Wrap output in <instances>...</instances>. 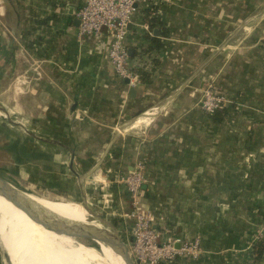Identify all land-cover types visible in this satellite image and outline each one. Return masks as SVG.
I'll use <instances>...</instances> for the list:
<instances>
[{"label":"crops","instance_id":"1","mask_svg":"<svg viewBox=\"0 0 264 264\" xmlns=\"http://www.w3.org/2000/svg\"><path fill=\"white\" fill-rule=\"evenodd\" d=\"M84 1L0 0V124L25 138L10 147L13 160L90 205L91 178L124 177L141 161L156 228L200 239L198 263L177 264H264V239L253 237L264 221V0L138 2L125 41L135 87L115 75L107 35H78ZM208 83L229 101L220 123L198 107ZM115 187L112 213L129 200ZM20 239L0 234L9 264ZM23 250L19 264H40L41 251Z\"/></svg>","mask_w":264,"mask_h":264},{"label":"built area","instance_id":"2","mask_svg":"<svg viewBox=\"0 0 264 264\" xmlns=\"http://www.w3.org/2000/svg\"><path fill=\"white\" fill-rule=\"evenodd\" d=\"M141 0H85L74 12L79 22L80 37L107 35L110 40L108 59L115 75L128 81V86L139 84V76L130 66L126 48V36L136 5ZM229 103L224 95L217 94L212 83L202 89L198 107L205 115H212ZM149 117V113H145ZM116 184L125 186L131 210L124 217L133 221L131 237L134 241L128 250L132 260L138 264H174L178 260L197 261L203 251L200 239L183 240L173 238L156 228L155 216L142 205L143 186L148 178L143 162L124 177H117ZM254 240L264 239V221L256 225Z\"/></svg>","mask_w":264,"mask_h":264},{"label":"rangeland","instance_id":"3","mask_svg":"<svg viewBox=\"0 0 264 264\" xmlns=\"http://www.w3.org/2000/svg\"><path fill=\"white\" fill-rule=\"evenodd\" d=\"M16 76L17 75H15L12 80L13 86L17 89H21L20 82L22 80L19 79V77L16 78ZM202 89L200 91V95L202 94ZM15 115L17 117L16 120L11 118L13 119V122H24V118H22L21 115L18 113ZM3 122L8 124V120L6 119L4 112L1 111L0 123L2 124ZM1 124L0 127H6L5 124ZM22 133V131L10 129L8 127H6V130L0 128V175L12 186L16 187L18 190L27 195L43 199L50 203L52 202L53 204H57L56 202L67 203L68 206L64 207H66L68 210H71V208L79 209V204H77V202L79 203L78 197L70 198L68 196H58L55 194L56 191L53 192V185H55L53 184V177H43L42 173L38 176L30 175V173L24 172L25 170L23 171L17 162L13 160L14 153L11 151L10 147L12 144L18 142L20 146L24 148L21 144V139L25 140V138L22 136ZM117 179V177L110 175H107V177L101 176L94 179L91 178L92 183H90V185L92 184L95 187V190L93 191L99 200H93L92 205L89 204V206L102 219H104L111 226L115 227V229L120 232L123 240L126 241V235L123 233V229L125 227L127 231H130L129 227L133 225V221L131 219L124 217V215L131 210L130 201L127 199L126 203H124L126 204L124 209L120 210L119 212H116L115 210V213H112L114 210L112 209V205H114L112 200L115 198L112 199L114 197H112V194L111 196L108 195L111 193L110 191L112 188H116L115 185ZM1 205L3 204L0 203V206ZM63 216L66 217L67 215L64 214ZM4 232H12V234L17 236V238H21L15 246L11 247V259L13 260L14 264H19L22 262V260L26 261L27 257L23 248H27L32 252L41 251L40 264H72L69 261L66 262L64 260L58 259L57 256L51 253V251L75 253L64 241L52 233L42 229L40 226L34 224L31 222V220L24 218L21 215V212L12 206H8L7 211L0 212V234H3ZM25 235H27V237ZM76 242L85 243V245L88 247H93L97 251H102L100 244L97 245L96 243L89 241ZM76 252L80 254H77V256H79L83 264H95V262L89 258V256L80 250ZM4 254L5 253L0 246V264H8Z\"/></svg>","mask_w":264,"mask_h":264},{"label":"water","instance_id":"4","mask_svg":"<svg viewBox=\"0 0 264 264\" xmlns=\"http://www.w3.org/2000/svg\"><path fill=\"white\" fill-rule=\"evenodd\" d=\"M126 82L128 83V81ZM82 196L83 199L80 204L86 215L85 216L86 226L89 227L90 229L89 232L94 233L98 237H102V238H98V240H94L92 238L84 237L80 235L77 232V230L74 228V226L67 221H63L62 222L63 227H60L56 225L51 219L41 218L37 210L40 207L37 206L33 201L29 200L27 194L23 193L22 191L18 190L16 187L12 186L8 181H6L0 175V197L5 199L10 204H12V206H14L16 209L23 212L34 224L58 236L68 237L72 239L74 243H77L76 241H89L92 243H96L97 245L98 244H103L105 246L112 245L121 255L123 264H138L132 260L129 254L128 244L126 243V241L123 240V237L120 235V232H118L115 229V227L107 223L104 219H102L96 212H94L90 208L84 193L82 194ZM133 241L134 239L133 237H131L129 243H132ZM79 244H83L84 246H86L85 243L82 242ZM4 256L9 264L8 257L5 254Z\"/></svg>","mask_w":264,"mask_h":264},{"label":"bare ground","instance_id":"5","mask_svg":"<svg viewBox=\"0 0 264 264\" xmlns=\"http://www.w3.org/2000/svg\"><path fill=\"white\" fill-rule=\"evenodd\" d=\"M28 198L29 200L33 201L37 206H39L40 208H43V209H40V208L37 209L41 218L51 219L56 225L60 227H63V224H62L63 221H67L71 223L74 226V228L77 230V232L84 237H89L94 240H98V238H102V237H98L94 233L89 232L90 229L88 226H86V222H85L86 215L82 209L81 204H79V209L71 208V210H68L66 207H64V206H68L67 203H64V202H56L57 204H53L52 202L50 203L43 199L35 198L30 195H28ZM0 203L3 204L0 206V212L7 211L8 206L10 207L12 206V204H10L9 202H7L5 199L1 197H0ZM42 214L44 217L42 216ZM64 214H66L67 216L64 217L63 216ZM21 215L24 218L29 219L23 212H21ZM52 234L59 237L76 253L75 254V253H68V252L51 251V253L57 256L58 259L64 260L66 262L69 261L72 264H83L82 260L79 258V256H77V254L79 253L76 252L80 250L81 252L89 256V258H91L95 262V264H123L121 255L117 252L115 247L112 245H108L106 247L103 244H100L102 251L100 250L96 251L95 249L86 247L82 244H79V243L76 244L74 243L72 239L68 237L58 236L54 233ZM16 244L14 243L13 246H15ZM0 246L2 247L5 255L8 257L7 252L5 251L1 243H0Z\"/></svg>","mask_w":264,"mask_h":264},{"label":"trees","instance_id":"6","mask_svg":"<svg viewBox=\"0 0 264 264\" xmlns=\"http://www.w3.org/2000/svg\"><path fill=\"white\" fill-rule=\"evenodd\" d=\"M148 13H149V15H147V18H148V21H147V24H148V26L150 27V29H153L155 26H156V24H157V20H156V16H155V14L157 13V6L156 5H152V6H150V7H148ZM151 13V14H150ZM156 42V41H155ZM161 45H160V43L158 42V45H157V47L156 48H159ZM142 77H144V79H145V77H146V75L145 74H143L142 75ZM147 80V79H146ZM223 109V108H222ZM222 109H220V110H222ZM220 110H218L217 112H215L214 114H212V115H209V119L212 121V122H215V123H220V121H222V116H221V114H222V111H220ZM261 256V254H260V252L258 251V253H257V259H259V257ZM200 260V259H199ZM199 260H197V261H188V260H178V261H184V262H190V263H198V261ZM177 261V262H178ZM177 262L176 263H174V264H177Z\"/></svg>","mask_w":264,"mask_h":264}]
</instances>
